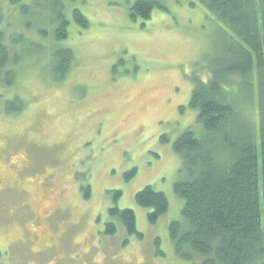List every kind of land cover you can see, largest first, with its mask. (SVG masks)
Segmentation results:
<instances>
[{
	"label": "rangeland",
	"instance_id": "obj_1",
	"mask_svg": "<svg viewBox=\"0 0 264 264\" xmlns=\"http://www.w3.org/2000/svg\"><path fill=\"white\" fill-rule=\"evenodd\" d=\"M51 1L0 0V32L20 63L0 98V264H198L177 256L170 239V224L184 220L174 187L188 179L173 146L201 131L189 102L210 78L225 27L201 0H154L150 19L132 18L137 0H59L70 22L59 43ZM59 45L74 59L56 81ZM234 90L246 112L258 108L256 86L254 106L246 89ZM15 96L25 108L6 114ZM148 185L169 201L155 224L136 201ZM114 207L134 210L142 238L117 223Z\"/></svg>",
	"mask_w": 264,
	"mask_h": 264
},
{
	"label": "trees",
	"instance_id": "obj_2",
	"mask_svg": "<svg viewBox=\"0 0 264 264\" xmlns=\"http://www.w3.org/2000/svg\"><path fill=\"white\" fill-rule=\"evenodd\" d=\"M201 1L225 27L223 44L211 66L210 78L196 82L189 102L197 111L201 131L187 130L173 146L183 159L188 179L174 187L184 200V220L170 224V239L177 256L192 263L264 264V0ZM156 5L154 0H137L130 15L150 19ZM50 7L56 21L52 38L60 43L69 36L66 4L52 0ZM73 16L82 27H88L79 9H73ZM6 36L10 35L0 32V98L15 85L20 69L19 55ZM53 56L54 69L60 75L56 81L62 80L71 70L73 52L59 45L54 46ZM237 86L246 89L253 106L256 96L250 90L257 87L258 108L254 112L239 106L234 92ZM18 103L17 96L8 101L5 113L20 114L25 105L17 107ZM84 191L89 197L90 186ZM136 201L151 210L148 220L152 224L169 209L167 196L151 185L136 194ZM109 212L129 234L143 237L137 230L134 210L114 207ZM117 223H109L107 232L115 234Z\"/></svg>",
	"mask_w": 264,
	"mask_h": 264
}]
</instances>
